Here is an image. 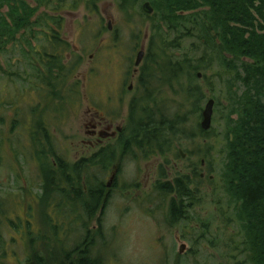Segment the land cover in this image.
Wrapping results in <instances>:
<instances>
[{
  "label": "rangeland",
  "instance_id": "1",
  "mask_svg": "<svg viewBox=\"0 0 264 264\" xmlns=\"http://www.w3.org/2000/svg\"><path fill=\"white\" fill-rule=\"evenodd\" d=\"M120 1L99 0L97 2L99 17H91L81 4L76 12L65 18L64 31L67 34L78 31L77 27L88 20L90 22L87 33L93 29L97 30L98 25L103 26L105 40L109 37L107 26L111 21L113 35L117 39V43L115 41L114 43L120 46L118 52H126L128 46V53L124 59L120 55H115L112 59L115 66L100 68L93 87L92 83H88L85 88L81 86L79 93L84 94V98L77 108L73 106L67 107V111L63 110V101L68 97L63 88L59 92V97L51 96L45 85L35 83L34 78L29 79L30 76L33 77L34 72L29 67H24L20 54H5L0 57V67L9 75L13 74L7 77L0 72V264H24L27 257L25 240L28 234H32V237L39 235L42 239L49 238V229L46 225L49 227V223L52 224L50 218L61 223L63 229L67 221L70 223L65 229L64 236L60 238L65 248L70 249L74 242L84 238L81 250L88 248L91 258L98 260L100 264L234 263L227 245L229 235L236 234L238 226L232 225L226 229L224 211L216 209V206L225 202V195L220 189L223 186L221 177L227 160L223 138L225 117L230 107V103L227 102L228 81L226 78L221 80L216 78L220 71L218 65L200 72L204 79L193 84L203 94L197 114H194L191 105L194 101L187 97L192 88L187 77L180 81H172L162 87L157 95L170 104L172 112H179L185 116L189 131L199 125L204 104L208 99H213L215 106L212 125L204 137L184 139L173 145L175 151L158 153L147 159L139 158L138 154L133 159L129 155L122 162L123 173L120 180H117V186L111 189L109 194L106 190L109 170L104 171V165H98L99 161L94 165L87 164L92 169L89 171L91 176L97 177L96 180L102 181L104 187L106 186L104 199L91 216L84 217V211L78 209L80 201L74 200L72 193L67 196V202L63 199L64 202L59 205L57 204L61 201L57 195L54 199L48 200L49 204L44 199L46 203L40 202L39 197L44 194L43 180L40 167L35 164L37 161L29 140V133L35 132L39 122L44 125L50 124L44 130L50 136L46 135L43 138L48 145L50 165L57 168L59 160H62L66 167H70L79 153L86 152V145H82L81 141L89 140L83 126L89 105L90 108L97 107L99 111H111L110 117H113L117 125L123 120L125 123L130 115V104L137 96L135 87L131 92H125L124 101L119 104L110 105L103 99L118 79L119 64L122 62L125 68L132 70L139 50L135 49L136 46L142 44L148 54L150 39L148 36L145 40L143 32L147 29L148 33L151 19L143 18L146 15L141 11L144 0H139L131 8H128L131 6L130 2L126 7ZM77 20L74 25L73 22ZM94 36L91 33L90 37ZM173 38L176 37L171 35L169 42ZM80 40L86 43V39ZM193 43L185 42L181 50L173 53L181 56L190 51L189 56L196 61L199 57L190 50ZM75 45L81 49L79 56L82 62L74 73V78L81 79L89 67L90 56L96 53L94 49L96 45L92 43L86 46L77 41ZM22 78H26L27 81H22ZM56 83L60 86L62 81L58 80ZM70 83L72 84L73 80ZM234 91L241 95L245 88L236 80L232 89V92ZM85 95L90 99L93 95L92 101H86ZM98 98L102 101L96 102ZM179 150L187 155L185 160L175 157V152L178 154ZM201 159L204 161L207 159L209 162L205 164L202 161L203 165L198 171V175L203 173L206 179L199 187L203 199L196 206L189 207L185 219L175 220L173 221L175 223L171 224L169 214L172 197H160L157 187L162 183L173 182L177 178L191 177V165ZM210 175L216 176L220 181L210 184L207 181ZM76 184L79 187L78 179ZM85 184L86 182H83L84 186ZM215 191H220L217 196H214ZM181 244L185 245V249L179 254ZM40 248L42 249L41 246ZM240 259L245 258L240 256L235 260Z\"/></svg>",
  "mask_w": 264,
  "mask_h": 264
},
{
  "label": "trees",
  "instance_id": "2",
  "mask_svg": "<svg viewBox=\"0 0 264 264\" xmlns=\"http://www.w3.org/2000/svg\"><path fill=\"white\" fill-rule=\"evenodd\" d=\"M138 1L120 2L126 7L130 2L128 8H131ZM144 1L153 8L152 14L143 17L151 19L149 50L140 67L137 96L130 104V115L125 120L119 142L127 144V151L133 159L137 154L139 158L147 159L158 153L175 151L173 145L184 139L204 137L208 131H202L199 125L189 131L185 116L172 112L170 104L157 95L162 87L187 77L192 86L187 97L194 101L191 105L194 114H197L203 94L193 84L204 79L200 72L218 65L220 71L216 78L228 81L229 100L226 101L230 107L225 117L223 138L227 160H224L223 186L220 189L225 195V202L216 209L224 211L226 229L238 226L236 234L229 235L227 245L233 264H264V0ZM97 2L99 0H0V57L20 54L24 67L34 72L29 79L34 78L35 83L45 85L50 94L57 97L61 88L66 90L68 97L63 101L64 111L67 107L80 105L84 98V94L79 93L81 81L74 78L81 61L65 62L64 53L69 52L70 47L59 41L64 15L76 12L82 4L90 16H98ZM171 35L176 38L169 42ZM189 41L194 42L190 50L199 57L196 61L189 56L190 51L181 56L173 53ZM1 71L4 76L13 75L6 73L2 67ZM199 74L201 77H198ZM58 80L62 81L60 86L56 85ZM236 80L245 88L241 95L232 92ZM22 81L27 79L22 78ZM49 126L39 122L35 132L29 133L37 161L35 164L39 165L43 180L44 194L39 197L40 202L46 200L49 204L48 200L57 195L61 201L59 205L72 193V198L83 204L84 217L91 216L103 201L106 186L96 180L97 177L91 176L88 162L81 167L76 164L66 167L58 159L57 168L50 165L48 145L43 138L50 136L44 131ZM174 155L181 157L176 152ZM206 160L201 159L191 165L192 178H177L157 187L160 197H172L171 224L175 220H183L189 207L202 201L199 187L206 179H201L198 171L202 161L209 163ZM98 161V165H104V171L109 170V151L99 153ZM81 169L82 180L78 174ZM207 181L216 184L220 180L210 175ZM83 182H86L87 192L82 189ZM190 186H193L192 190ZM220 191H215L214 196ZM71 206L74 208L72 203ZM50 220L52 224L49 223V227L46 225L49 238L28 234L24 264H100L91 258L88 248L81 250L84 238L74 242L70 249L65 248L60 238L70 224L68 218H65V229L58 221ZM11 225L14 227V224ZM38 243L42 249L37 246ZM240 256L245 259L235 260Z\"/></svg>",
  "mask_w": 264,
  "mask_h": 264
},
{
  "label": "flooded vegetation",
  "instance_id": "3",
  "mask_svg": "<svg viewBox=\"0 0 264 264\" xmlns=\"http://www.w3.org/2000/svg\"><path fill=\"white\" fill-rule=\"evenodd\" d=\"M71 14H72L71 12H67L64 15L65 16L64 18H66V16H69ZM75 22H78V20L73 22L74 25L76 24ZM89 22L90 21L88 20L86 22L84 21L82 24H80L77 27V29H79L78 31H75V32L72 31L71 33L67 34L64 31V28H66V24H65L66 21L64 19V22L62 25V31L59 37V41L61 42L60 44H63L65 46L68 45L70 47V51L64 53L65 58H66L65 62L69 61L72 63H76L79 61L82 62L81 56H79L80 55L79 52L81 49L80 47L78 48L75 45V41L79 42L82 45L86 44V46L88 44L92 45V43L96 45L97 40L100 38L98 40V44L96 45V47L95 48L93 47L94 49H96V53L95 55L90 56L89 67L87 68V71L83 75V78L80 79L81 81L80 87L82 86V88H85L88 83H92L91 86L92 87L94 86L95 77L101 71L100 69L101 67L115 66V63H113V60H112L115 55H120L124 59L125 54L128 53V46L126 47L127 49L126 52L125 51L118 52V49L120 48V46L115 44L117 43L116 41L117 39H116V36L113 35L114 31L112 30L111 21L108 22L107 32L109 33V37H107L106 40L103 37L104 35L103 26L98 25L97 30L93 29V31L87 33V29L89 28V24H88ZM91 33L94 34L95 36L90 37ZM143 33H144V39L147 40L148 39L147 29H145ZM82 38L86 39V43L80 40ZM135 49H139L138 52L140 50H144L145 55H146L147 49H145V47H143L142 44H140L139 47L136 46ZM145 55H144V58H145ZM142 63L138 67H135L133 63V68L130 71V69L125 68L124 63L121 62L117 69L118 79L113 83L114 85L111 86V89H109L106 92V94L104 95L103 101H105L106 103H109L110 105H114L115 103L119 104L124 101L125 92H131L134 89V87L137 89L139 77H140V67ZM109 69H112V68H109ZM51 96H56V95L52 93ZM85 98H86V101L90 102V100L93 98V95L91 99L88 98L86 95H85ZM95 101L96 102L102 101V99L98 98ZM79 106L80 105H76V108ZM110 113L111 111H102V110L99 111L97 107L90 108V105L89 107H87V110L85 112V114L87 115V118L85 119L83 126L85 129V135L87 136L89 140L81 141L82 145L83 144L86 145L87 150L86 152L79 153V155L76 156L75 161H74V164L79 165L80 167L82 166L83 163H87V162L90 164L92 163L91 165H94V164H97L98 162L99 153H101L104 150H108L109 154L111 155L108 181H110V178H112L111 186L109 188L106 187L108 194L110 193L111 189L117 186L116 185L117 180H120V176L123 173L122 162L125 160L126 157L130 155L129 152L127 151V144H125V142L124 143L119 142V140L122 137L121 133L125 125L124 120L121 124L117 125V123L113 120V117H110ZM105 144L107 145L104 146ZM84 154L86 156H84ZM180 156L182 160H185L187 158L186 154H183V156L182 155ZM78 174L80 175V179L82 180V178L84 177L82 169L78 172ZM199 175L201 179H205V175L203 173H200ZM192 177L193 175L191 172L190 178ZM167 183H171V182H167ZM81 185H82V189L85 190V192H87V189L85 186H83V183H81ZM190 189L192 190L193 186H190ZM78 209L83 211L82 210L83 204L81 202H79L78 204ZM182 245L184 244H181V246Z\"/></svg>",
  "mask_w": 264,
  "mask_h": 264
},
{
  "label": "water",
  "instance_id": "4",
  "mask_svg": "<svg viewBox=\"0 0 264 264\" xmlns=\"http://www.w3.org/2000/svg\"><path fill=\"white\" fill-rule=\"evenodd\" d=\"M141 10L145 14H152L153 13V8L151 7L150 3L145 2L142 4ZM145 52L144 50H140L134 60V65L135 67H138L143 59H144ZM198 77H201L199 74ZM214 106H215V101L213 99H208L206 103L204 104L203 110L201 112V121L199 123V127L202 131L206 132L209 131L212 125V118H213V113H214ZM119 130V129H118ZM179 154L183 156L182 151L179 150ZM203 165V162H202ZM212 179V177H210ZM112 178H110V181L107 183V187L109 188L111 186ZM185 249V246L182 245L179 248V253L182 254Z\"/></svg>",
  "mask_w": 264,
  "mask_h": 264
}]
</instances>
